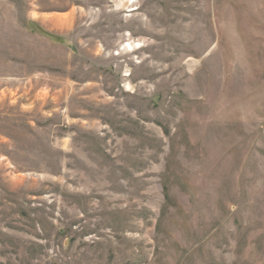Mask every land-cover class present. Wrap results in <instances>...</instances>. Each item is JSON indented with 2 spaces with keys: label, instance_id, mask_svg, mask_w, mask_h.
<instances>
[{
  "label": "rangeland",
  "instance_id": "rangeland-1",
  "mask_svg": "<svg viewBox=\"0 0 264 264\" xmlns=\"http://www.w3.org/2000/svg\"><path fill=\"white\" fill-rule=\"evenodd\" d=\"M0 264H264V0H0Z\"/></svg>",
  "mask_w": 264,
  "mask_h": 264
}]
</instances>
